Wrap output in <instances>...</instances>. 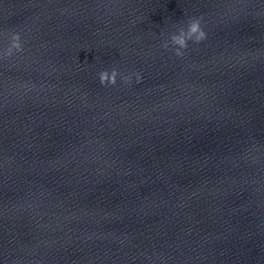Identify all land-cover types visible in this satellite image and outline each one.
Wrapping results in <instances>:
<instances>
[{
	"label": "clouds",
	"instance_id": "clouds-1",
	"mask_svg": "<svg viewBox=\"0 0 264 264\" xmlns=\"http://www.w3.org/2000/svg\"><path fill=\"white\" fill-rule=\"evenodd\" d=\"M12 43L8 47L7 52L3 55L5 57H11L15 52H21L23 50V45L21 43V36L19 33H12ZM206 38V33L201 27V22L199 19L193 18L189 20L187 28H181L180 34H171L169 39L172 45L177 46L175 54L177 56H182L183 52L181 49H187L188 41H193L194 43H200ZM169 45L166 42L163 47L167 48ZM120 75L117 69L113 68L111 72L104 70L99 73V81L101 85H115L117 82V76ZM124 83H130L131 77L124 76ZM142 77L136 74V81L139 83Z\"/></svg>",
	"mask_w": 264,
	"mask_h": 264
}]
</instances>
